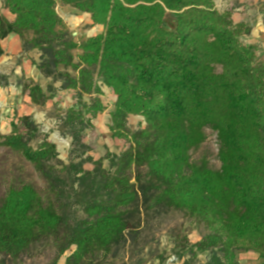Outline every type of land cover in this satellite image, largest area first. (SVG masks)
I'll return each mask as SVG.
<instances>
[{"label":"trees","instance_id":"obj_1","mask_svg":"<svg viewBox=\"0 0 264 264\" xmlns=\"http://www.w3.org/2000/svg\"><path fill=\"white\" fill-rule=\"evenodd\" d=\"M58 2L90 15L99 34L76 41ZM15 16L0 14V42L15 34L46 54L43 66L60 71L80 108L67 112L72 128L91 125L106 109L103 87L115 96L110 131L130 141L119 156L107 154L94 169L84 162L57 164L55 144L37 146L39 129L28 116L0 132V148L29 162L45 182L12 183L0 201V255L18 260L41 241L57 249L51 264H117V250L170 210L203 224L198 245L209 264H238V252H255L264 264V60L241 41L251 29L236 23L216 0H4ZM176 26L165 28V17ZM2 49L0 48V53ZM72 70L75 75L68 71ZM35 106L50 99L26 78ZM95 98L84 101V96ZM130 116L146 126L132 132ZM217 135L219 168L192 153ZM74 143H80L78 132ZM79 206L83 218L74 217Z\"/></svg>","mask_w":264,"mask_h":264},{"label":"rangeland","instance_id":"obj_2","mask_svg":"<svg viewBox=\"0 0 264 264\" xmlns=\"http://www.w3.org/2000/svg\"><path fill=\"white\" fill-rule=\"evenodd\" d=\"M219 11H230L236 23L244 22L251 31L241 37L244 45L251 48L257 60H264V0H216ZM57 11L66 22L72 37L80 42L90 36L103 31L102 27L94 26L87 14L75 11L73 8L58 2ZM12 17L5 9L4 3L0 7V14ZM5 16V15H4ZM173 18L176 15L168 12L165 17V28L172 30ZM12 35V34H10ZM8 35L0 42V132L9 134L13 120L28 116L39 129V134L31 144L37 146L47 140L55 144L58 157L57 164L70 162H84V169L92 171L94 165L87 161L91 157L94 161L103 159V166L109 170L111 162L106 158L121 155L129 146L130 141L116 139L110 131L111 112L114 110L115 96L108 88L103 87L104 94L100 96L104 106L103 113L92 119L91 125L84 128H72L66 123L67 112L71 108H80L76 92L64 88L61 73L54 68L45 69L43 63L49 59L46 54L32 49L27 44L31 35L25 40L19 36ZM75 75L72 70L63 69ZM26 78L38 83L50 99L43 106L31 103L28 94L23 89ZM95 98L84 96V101L90 103ZM128 126L132 132L146 126L140 116H130ZM77 131L80 143H74L73 133ZM205 143L192 153L193 161L206 158L211 167L219 168L217 158V135L212 130L206 131ZM28 182L37 189L43 190L45 182L34 170L33 166L20 155L0 148V201L4 197L8 186L12 183ZM74 217L83 218L81 208L72 207ZM207 230L200 224L177 210H170L161 217L149 222L138 236L130 237L117 250L115 262L117 264H209L212 254L201 252L198 245L203 240ZM67 252L59 263L64 264ZM238 264H260L255 252H238ZM57 257V249L50 240L34 244L30 250L18 260L0 255V264H51Z\"/></svg>","mask_w":264,"mask_h":264},{"label":"crops","instance_id":"obj_3","mask_svg":"<svg viewBox=\"0 0 264 264\" xmlns=\"http://www.w3.org/2000/svg\"><path fill=\"white\" fill-rule=\"evenodd\" d=\"M3 3H4V0H0V7L3 5ZM74 10L77 11V12H79V11L76 10V9H74ZM9 13H10V12H9ZM3 14L5 15V17H6L9 21H14L15 16L12 15L11 13H10V15H11L12 17L7 16L6 12H3ZM166 15H167V14H166ZM87 16L90 17V15H88V14H87ZM174 19H175V18H173V20H174ZM90 21H91V19H90ZM91 22H92V21H91ZM172 26H173L172 28L174 29L175 26H176V20H174ZM100 27H101V26H100ZM102 29H103V27H102ZM10 37H16V35H15V34H12V35H10Z\"/></svg>","mask_w":264,"mask_h":264}]
</instances>
